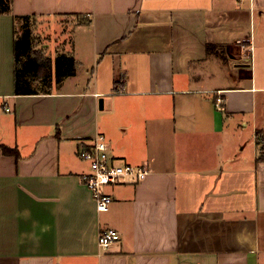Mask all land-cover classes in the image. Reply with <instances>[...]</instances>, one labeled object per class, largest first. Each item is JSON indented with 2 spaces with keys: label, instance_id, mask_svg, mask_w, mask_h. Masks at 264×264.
<instances>
[{
  "label": "crops",
  "instance_id": "1",
  "mask_svg": "<svg viewBox=\"0 0 264 264\" xmlns=\"http://www.w3.org/2000/svg\"><path fill=\"white\" fill-rule=\"evenodd\" d=\"M13 15L91 17L76 74L15 94ZM0 14V264H264V0H12ZM148 169L105 191L82 141ZM120 238L107 250L102 230Z\"/></svg>",
  "mask_w": 264,
  "mask_h": 264
},
{
  "label": "built area",
  "instance_id": "2",
  "mask_svg": "<svg viewBox=\"0 0 264 264\" xmlns=\"http://www.w3.org/2000/svg\"><path fill=\"white\" fill-rule=\"evenodd\" d=\"M110 151V144L102 134H97L91 141H82L77 150L79 159L88 164L89 171L81 176V180L90 191L98 212H106L112 203L106 188L140 183L149 173L143 165L117 161ZM119 238L116 230L105 229L99 233L97 241L102 250H107Z\"/></svg>",
  "mask_w": 264,
  "mask_h": 264
},
{
  "label": "trees",
  "instance_id": "3",
  "mask_svg": "<svg viewBox=\"0 0 264 264\" xmlns=\"http://www.w3.org/2000/svg\"><path fill=\"white\" fill-rule=\"evenodd\" d=\"M0 14H12V0H0ZM14 23L17 20H28L30 18H37L38 16L27 15H13ZM78 18L77 25L88 24L91 22V17L84 14H75ZM16 27L14 30V87L15 94H38L39 92L46 93L51 89L52 83L60 82L64 78L72 77L76 74L77 62L75 61L73 54L69 56L61 54L54 60L50 57L44 56L40 50L33 51L34 56L29 58L26 62H22L21 56L30 49V44L27 36L18 38L16 34ZM31 72H35L36 76L41 78L44 83H48L49 86L46 89L36 90L29 86V76ZM54 79V80H53ZM4 154L17 155V151L10 149L6 146H0ZM258 160L264 161V144L261 145L260 154Z\"/></svg>",
  "mask_w": 264,
  "mask_h": 264
},
{
  "label": "rangeland",
  "instance_id": "4",
  "mask_svg": "<svg viewBox=\"0 0 264 264\" xmlns=\"http://www.w3.org/2000/svg\"><path fill=\"white\" fill-rule=\"evenodd\" d=\"M78 22L80 21L74 16H41L28 20H17V37L27 36L30 44V49L21 56L22 62L32 58L35 50H40L44 56L52 60L61 54L69 56L72 53V29ZM28 80L30 82L28 87L32 89L41 90L49 86L37 77L35 72H31Z\"/></svg>",
  "mask_w": 264,
  "mask_h": 264
}]
</instances>
